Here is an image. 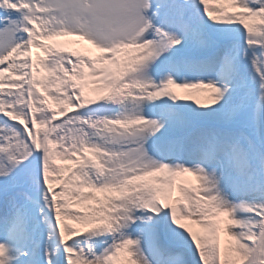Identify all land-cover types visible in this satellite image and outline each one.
I'll use <instances>...</instances> for the list:
<instances>
[{
    "label": "snow or ice",
    "instance_id": "1",
    "mask_svg": "<svg viewBox=\"0 0 264 264\" xmlns=\"http://www.w3.org/2000/svg\"><path fill=\"white\" fill-rule=\"evenodd\" d=\"M0 264H264V0H0Z\"/></svg>",
    "mask_w": 264,
    "mask_h": 264
},
{
    "label": "bare ground",
    "instance_id": "2",
    "mask_svg": "<svg viewBox=\"0 0 264 264\" xmlns=\"http://www.w3.org/2000/svg\"><path fill=\"white\" fill-rule=\"evenodd\" d=\"M201 96H204V95H201ZM194 99H193V101L195 100V98H197V97H193ZM199 99H201V101L203 100L201 97L199 98ZM174 195H175V193H174ZM194 230H196V231H200V229L199 228H197L196 229V227L195 228H193Z\"/></svg>",
    "mask_w": 264,
    "mask_h": 264
}]
</instances>
